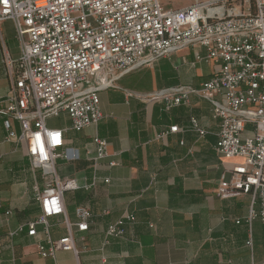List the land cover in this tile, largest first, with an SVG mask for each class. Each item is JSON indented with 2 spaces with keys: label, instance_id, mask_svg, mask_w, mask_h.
I'll use <instances>...</instances> for the list:
<instances>
[{
  "label": "crops",
  "instance_id": "obj_1",
  "mask_svg": "<svg viewBox=\"0 0 264 264\" xmlns=\"http://www.w3.org/2000/svg\"><path fill=\"white\" fill-rule=\"evenodd\" d=\"M15 36L13 20H4L0 25L2 96L11 85L6 61L20 55V47L12 43ZM217 68V63L207 60L205 47L182 45L100 90L104 116L97 124L75 131L69 128L66 113L61 114V124L47 121L51 127L68 128L66 145L80 154L74 161L57 160L59 176L76 177L81 186L64 194L67 216L50 217L47 226L53 239L71 229L77 252L58 250L54 257H43L37 247L47 237L46 226L37 224V234L30 236L26 225L42 214L36 195L47 181L41 169L31 165L25 147L7 139L0 114V264L264 262V223L260 217L248 221L251 196L218 194L225 167L241 159H225L216 152L221 119L214 116L211 101L191 93L188 103L168 109L166 98H151L169 87L200 88ZM128 91L134 94L128 96ZM14 125L20 132L19 123ZM173 125L180 130L157 137ZM95 136L108 143V154L96 164L90 159L96 154ZM112 161L117 164L110 165ZM106 178L110 181L105 182ZM77 206L94 213L88 230L77 228ZM7 210L11 213L6 214ZM129 214L136 219L127 223L126 235L107 237L108 226ZM21 225L24 228L17 230ZM250 238L252 248L247 244Z\"/></svg>",
  "mask_w": 264,
  "mask_h": 264
},
{
  "label": "built area",
  "instance_id": "obj_2",
  "mask_svg": "<svg viewBox=\"0 0 264 264\" xmlns=\"http://www.w3.org/2000/svg\"><path fill=\"white\" fill-rule=\"evenodd\" d=\"M174 1L0 0V25L13 20L20 43L19 57L6 61L11 85L0 95V114L7 139L25 147L31 165L47 181L36 195L42 214L26 223L30 236L37 234V224L46 226L47 237L37 245L43 257H54L58 250L77 252L71 229L53 239L47 226L50 217L67 216L64 194L81 186L76 177L61 178L57 172L59 158L74 161L80 154L66 145L68 128L51 127L48 119L66 113L75 131L97 124L104 116L100 90L182 45L205 47L207 60L218 68L200 88L169 87L151 98H166L168 109L188 103L191 93L211 101L214 116L221 119L216 152L241 159L225 167L218 194H249L248 221L260 217L264 223V0H195L183 6ZM193 123L198 126L195 118ZM179 130L173 125L157 137ZM93 142L96 154L90 159L96 164L108 154V143L100 136ZM75 213L78 230H88L93 211L77 206ZM135 219L129 214L112 222L107 237H124L127 223ZM247 244L253 247L251 238Z\"/></svg>",
  "mask_w": 264,
  "mask_h": 264
},
{
  "label": "rangeland",
  "instance_id": "obj_3",
  "mask_svg": "<svg viewBox=\"0 0 264 264\" xmlns=\"http://www.w3.org/2000/svg\"><path fill=\"white\" fill-rule=\"evenodd\" d=\"M194 1H195V0H176V1L173 2V5H174V6H183V5L191 4V3H193ZM12 43H13V45H14L15 47H17V46L20 47L19 40L17 39L16 36L14 37ZM62 120H63L62 115H59V116H53V117H50V118L48 119V123H49V124H55V123H59V124H61Z\"/></svg>",
  "mask_w": 264,
  "mask_h": 264
},
{
  "label": "clouds",
  "instance_id": "obj_4",
  "mask_svg": "<svg viewBox=\"0 0 264 264\" xmlns=\"http://www.w3.org/2000/svg\"><path fill=\"white\" fill-rule=\"evenodd\" d=\"M53 203H55V201Z\"/></svg>",
  "mask_w": 264,
  "mask_h": 264
}]
</instances>
